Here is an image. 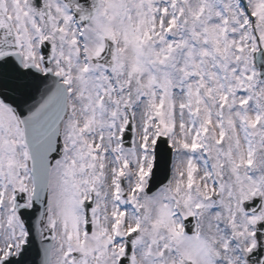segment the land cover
Wrapping results in <instances>:
<instances>
[{
    "label": "snow or ice",
    "instance_id": "snow-or-ice-1",
    "mask_svg": "<svg viewBox=\"0 0 264 264\" xmlns=\"http://www.w3.org/2000/svg\"><path fill=\"white\" fill-rule=\"evenodd\" d=\"M0 264H264V0H0Z\"/></svg>",
    "mask_w": 264,
    "mask_h": 264
}]
</instances>
